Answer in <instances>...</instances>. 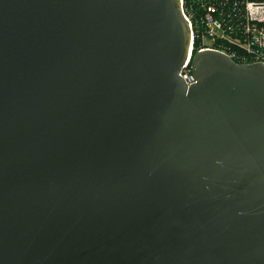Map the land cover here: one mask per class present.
Returning <instances> with one entry per match:
<instances>
[{"label":"water","instance_id":"95a60500","mask_svg":"<svg viewBox=\"0 0 264 264\" xmlns=\"http://www.w3.org/2000/svg\"><path fill=\"white\" fill-rule=\"evenodd\" d=\"M191 49L181 0H0V264H264V63Z\"/></svg>","mask_w":264,"mask_h":264},{"label":"built area","instance_id":"2783aa9c","mask_svg":"<svg viewBox=\"0 0 264 264\" xmlns=\"http://www.w3.org/2000/svg\"><path fill=\"white\" fill-rule=\"evenodd\" d=\"M218 4L216 0H181L192 31L191 54L180 71L188 84L193 79L195 41L200 42L197 50L217 49L238 63H264V2L240 0L234 13Z\"/></svg>","mask_w":264,"mask_h":264},{"label":"trees","instance_id":"16d2710c","mask_svg":"<svg viewBox=\"0 0 264 264\" xmlns=\"http://www.w3.org/2000/svg\"><path fill=\"white\" fill-rule=\"evenodd\" d=\"M216 1H218V3H219L218 6L220 8H222V9L224 8L228 12L234 13L235 9H239V7H236L235 2H239L240 0H216ZM255 1L264 2V0H255ZM199 43H200L199 41H195L196 50L199 48V45H200Z\"/></svg>","mask_w":264,"mask_h":264},{"label":"rangeland","instance_id":"374dc122","mask_svg":"<svg viewBox=\"0 0 264 264\" xmlns=\"http://www.w3.org/2000/svg\"><path fill=\"white\" fill-rule=\"evenodd\" d=\"M264 11V10H263ZM200 44V43H199ZM199 47H200V45H199ZM196 50V49H195Z\"/></svg>","mask_w":264,"mask_h":264}]
</instances>
